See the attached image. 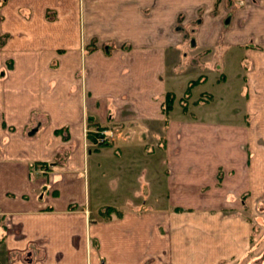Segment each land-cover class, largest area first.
<instances>
[{
	"label": "crops",
	"instance_id": "crops-1",
	"mask_svg": "<svg viewBox=\"0 0 264 264\" xmlns=\"http://www.w3.org/2000/svg\"><path fill=\"white\" fill-rule=\"evenodd\" d=\"M115 1L118 9L109 11L117 24L107 38L108 20L101 27L96 19L85 21L95 23L84 31L86 40L103 36L102 44H112L105 52L101 46L90 54L80 51L77 16L86 14L84 8L70 6L65 23L38 21L26 33L24 23L16 22L17 36H24L18 44L32 37L45 42L51 33L38 36V29L57 24L56 38L48 42L67 36L74 50L17 49L15 68L0 81V216L9 222L2 237L5 264H249L243 197L258 188L264 171L250 172L242 124L215 120L225 118L212 116L215 111L197 102L200 96L191 95L184 110V95L174 90L183 83L185 41L173 46L170 30L189 6L179 0ZM4 2L0 18L7 30L0 37L10 32V2ZM25 5L12 10L22 17ZM146 8L151 12L145 15ZM245 9L239 18L245 14L248 20ZM255 11L259 20L253 14L248 25L261 40L264 7ZM237 23L221 40L212 26L201 30L200 24L199 48L220 42L233 47ZM53 58L60 65L49 69ZM203 62L207 68L208 60ZM168 92L175 99L166 113ZM220 97L225 107L238 99L226 91ZM110 124L116 129L113 140L90 145L86 128Z\"/></svg>",
	"mask_w": 264,
	"mask_h": 264
},
{
	"label": "rangeland",
	"instance_id": "rangeland-1",
	"mask_svg": "<svg viewBox=\"0 0 264 264\" xmlns=\"http://www.w3.org/2000/svg\"><path fill=\"white\" fill-rule=\"evenodd\" d=\"M4 1L6 0H0V8L5 5ZM9 2V36L0 37V81L3 77L7 76V72L10 74L12 72L11 69L15 68L16 60L13 59L12 53L17 54V52H20V50L17 49H21V51L24 52L34 51L38 53H51L54 51L66 53L74 50L68 43L70 37L61 36L63 33L56 34L57 37L61 36L58 38V41L55 42L57 44H50L52 41L48 42L49 39L54 40L56 38L53 37L52 33L54 34L59 30L57 24L52 25L48 29H38V32L41 33L38 36H41L45 32L51 33V36H48L45 42H40L38 39L34 40V37H32L26 39L23 45L21 43L18 44L17 42L24 38V36L19 38L16 34L18 32V23L16 22L24 23L21 29L24 30L25 33L32 31L31 26L38 21L42 25L45 24L41 21H48L52 24L55 23V20H61L65 23L64 17L66 12H69L70 6H74V8H78L79 10L84 8L86 11V14L83 13L82 16L79 11L77 16L79 18L78 24L80 26V37L83 39L81 40L80 51L85 54H90V52L95 48L97 49L99 46L103 48L102 50L104 52L106 49L110 50L112 48L110 42L102 44L101 41L104 37L101 35H99L101 36L99 38L93 37L89 38L90 40H86L87 36L84 34V31L86 30L88 33L92 30L90 26L95 24L92 22H87L88 24H86V20L93 21L96 19L98 22H95L100 27L102 25L101 21L105 22V20H108L109 28L106 29L104 33H106V38L107 35L112 34V32L115 31L117 18L113 16L109 10H112L114 7L115 10L118 9L116 6L119 2H116L115 0H73V4L70 3V0H42V2L41 0H9ZM227 2L229 4L228 6L226 5V0H179L180 4L184 3L189 6L190 12H181L180 15L177 16V24L175 23L176 25L170 30V41H174L172 42L173 46L180 45V40H183V42L185 41V44L183 43L180 49L181 52L184 53H182L183 56L181 54V66L185 68V70H183L185 71L183 75V83H177L178 85L175 84L173 87L177 94L183 96L185 95L186 89L192 79L199 78L201 75L207 77L191 89V99L193 100L200 96L201 99L197 102L204 101L202 104H205L203 108L210 107L212 109L211 112L215 111L216 114L213 112L212 116L218 115L216 117L225 118L215 119L221 120V123H227L228 126L242 124V127L248 132L247 148L249 149L250 156V172H254L258 175V171H260V173L264 171V38L259 40L257 37L258 32L254 31L253 26H249L248 22L253 17V14L254 18L259 20L257 16L258 14H256L255 10L260 8L263 9L264 0H227ZM22 3L26 4L24 7L29 10H24V14L21 10L20 15L22 17H20L19 15H16V10L12 9L15 8L16 5H21ZM121 5H123V3ZM125 6L130 7L129 4ZM245 8L250 9L247 14L251 17L248 20V17H246L245 14L243 17L239 18V12L245 13ZM108 11L111 16L108 15ZM144 12L146 15L150 13L151 10L146 8L144 9ZM96 13H99V16H97ZM232 15H234L233 18ZM235 20L239 22L237 24L240 28L236 27L232 30L234 37V42L232 43H236L233 47H231L232 45L230 46V44L227 45V47H222L220 42V44L216 45H202L203 47L201 49L199 48L201 44H198L196 32L203 24L205 25H203L201 30L209 24L214 28L216 32L215 35L220 39V36L222 38V36L224 37L230 32L229 28L232 24L234 25ZM13 23H15L16 26H12ZM2 24L3 18H0V31L4 29L7 30L5 24L3 27ZM200 24L202 25L200 26ZM244 24L245 26H242ZM212 35L213 34H210V36ZM7 46H9V51L5 50V47ZM229 47L231 48L228 49ZM185 52L188 54L185 55ZM176 54L178 56L180 53L176 52ZM216 54H218V57ZM206 59L208 60L207 68H205L203 62ZM21 62L22 61H20V63ZM37 62L39 69L41 71L42 69L45 70V65L42 67L43 60L40 59ZM59 62L60 60L53 58V60H50L48 68L51 69L58 67L60 65ZM84 64L83 60V65ZM2 71L5 72L4 76H1ZM224 73H226V79L223 78V75L225 76ZM79 76L82 80L85 79V70L81 69ZM10 79L11 76L9 75L8 80ZM241 90L242 93L240 92ZM224 91L229 93L233 92L238 96L237 100L231 99V101H227V107L219 106L221 103L220 96L224 94ZM259 95L263 96L260 97ZM250 99H252V101L254 100V102L250 103V106H247V102ZM189 100L190 97L184 101L187 104V109L189 108ZM176 108H178V103ZM230 110H232V112H230ZM198 113L200 112L198 111ZM113 127L114 126L110 124V126L93 125V127H89V129L86 128V132L90 135V145L98 147L110 143L114 138L116 130H114L115 127ZM247 148L246 146H242L243 151L245 149L247 150ZM257 157L258 161L255 160V162L252 163V160ZM260 175L261 174H259V176ZM262 175V181L264 182V172ZM262 181H259L258 188L254 187L251 192H248V195H244L243 197L245 201L243 215H245L246 219L249 221L250 227V240L246 252V259L249 260V264L264 263V183ZM8 223L9 222L5 217L1 218L0 216V248L2 250V253H0V264H5L6 262L2 237L5 235L4 232L6 231V227L9 226ZM9 256V258H11V255Z\"/></svg>",
	"mask_w": 264,
	"mask_h": 264
},
{
	"label": "trees",
	"instance_id": "trees-1",
	"mask_svg": "<svg viewBox=\"0 0 264 264\" xmlns=\"http://www.w3.org/2000/svg\"><path fill=\"white\" fill-rule=\"evenodd\" d=\"M204 76H200L199 78H196V79H193L190 81L187 89H186V93L183 97V100H182V103H183V109L184 110H187V104L184 102L186 101V99H188L191 95V89L197 85L201 80H203ZM174 99H175V95L173 94V92H168L166 93V98H165V101H164V105H163V110L164 112L166 113H169L170 110L172 109L173 107V102H174ZM108 212H112L114 209H112V207H108L107 208Z\"/></svg>",
	"mask_w": 264,
	"mask_h": 264
},
{
	"label": "flooded vegetation",
	"instance_id": "flooded-vegetation-1",
	"mask_svg": "<svg viewBox=\"0 0 264 264\" xmlns=\"http://www.w3.org/2000/svg\"><path fill=\"white\" fill-rule=\"evenodd\" d=\"M231 4V3H230ZM241 7V6H240ZM234 17V15H232V18ZM229 21V20H228Z\"/></svg>",
	"mask_w": 264,
	"mask_h": 264
}]
</instances>
